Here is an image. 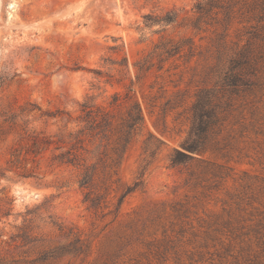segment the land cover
Returning <instances> with one entry per match:
<instances>
[{
    "label": "rangeland",
    "instance_id": "1",
    "mask_svg": "<svg viewBox=\"0 0 264 264\" xmlns=\"http://www.w3.org/2000/svg\"><path fill=\"white\" fill-rule=\"evenodd\" d=\"M199 1L0 0V167L28 129L81 127L83 104L112 116L82 151L89 187L51 148L27 160L35 176L0 175V264H264V0L193 24ZM168 11L174 22H146ZM164 41L182 47L138 71ZM225 74L251 86L222 90L231 106L205 151L173 165L196 93ZM134 103L143 122L123 149Z\"/></svg>",
    "mask_w": 264,
    "mask_h": 264
},
{
    "label": "trees",
    "instance_id": "2",
    "mask_svg": "<svg viewBox=\"0 0 264 264\" xmlns=\"http://www.w3.org/2000/svg\"><path fill=\"white\" fill-rule=\"evenodd\" d=\"M228 0H203L197 2L195 5V12L197 14L196 20L199 23L204 16L217 14L219 10L225 7ZM175 11H168L159 18H152L146 16V22H163L172 23L177 18ZM182 47V44H172L170 41L161 42L155 47L148 56L142 61H138L136 66L138 71H148L154 65L153 58L162 60L163 55L167 57L176 54ZM233 68H237L242 63L235 62ZM227 74H225L226 76ZM222 84V88L216 89L203 88L200 89L195 95V101L191 107V122L187 137L181 143L180 148L174 149L172 156V164L179 165L187 163L195 158L196 154L205 151L208 143L211 140V135L216 133L218 126L221 125L222 117L225 111L229 109L231 103L229 100L223 102V92L226 90L229 94H236L240 88L248 89L251 82L246 80L243 76L230 74L226 76ZM242 89V90H246ZM82 116H78V121L83 123L81 127H72L68 129H59L53 135H45L40 132L28 129V134L21 136V140L26 139L24 154L21 157L20 153L10 152V157L6 159V167H0V175L3 176L6 171H16L22 177L35 176L34 168L32 166L26 168V162L33 161L34 157L40 153V150H47L51 148L50 163L51 165H68L81 168L80 179L78 180L79 186L87 188L91 185L95 164L88 163V159L83 155L82 151L88 152L87 144L93 143L96 138L106 136V133L111 127L112 116L109 111L104 108L94 107L93 105H82ZM49 116H54L48 114ZM143 122L142 114L137 103H134L128 111V118L125 122V130L122 134V148L125 149L130 143L132 136L140 129ZM27 130L24 131L26 134ZM53 145V147H51ZM24 147V146H23ZM28 156V157H27ZM25 161V162H24ZM140 185L139 181L134 182L132 186L127 187L126 191L122 194V198L137 189ZM89 194H87L88 196ZM99 199L86 197L85 201L90 202V207L99 205ZM53 250H49V256Z\"/></svg>",
    "mask_w": 264,
    "mask_h": 264
}]
</instances>
